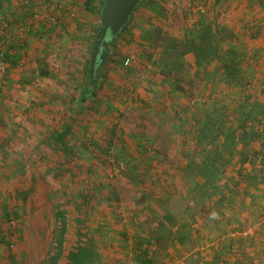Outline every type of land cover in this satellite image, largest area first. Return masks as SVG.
Returning a JSON list of instances; mask_svg holds the SVG:
<instances>
[{
	"label": "rangeland",
	"instance_id": "obj_1",
	"mask_svg": "<svg viewBox=\"0 0 264 264\" xmlns=\"http://www.w3.org/2000/svg\"><path fill=\"white\" fill-rule=\"evenodd\" d=\"M74 1L77 14L73 20L58 22L41 8L49 0H28L37 18L31 19V10L24 8L27 18L20 31L26 34L14 40L10 26L17 25L0 12L9 20L1 40L9 62L6 83L0 87V264H39L54 242L57 212L65 213L67 219L66 246L90 242L97 264H264L263 249L255 250L252 260L244 256L252 241H264V229H257L255 240H247L254 227L242 224L248 220L246 214L228 215L229 223L222 224L216 210L223 202L233 203L219 196L224 184L229 186L237 174L234 159H249V153L239 156L241 139L252 140L254 135L248 101L218 104L213 98L216 93L202 94L211 89L210 79L219 81L221 70L226 82L242 86V55L227 45L228 28L210 22L202 29L186 28L178 38L162 28L144 32L140 22H134L137 12L144 6L150 10L159 6L153 3L151 7L143 0L109 47L96 98L74 110L73 100L89 80L100 0ZM205 33L214 45L210 57L203 52L179 55L184 41ZM25 35L35 47L17 44L11 51L14 41H26L22 40ZM172 45L179 48L169 49L163 69L161 54ZM156 48L159 52L152 59L149 54L156 53ZM144 64L168 76L169 92L186 95L179 105L188 109L183 117L192 109L200 115L190 116L194 122L184 121L185 132H178L173 142L166 133L168 121L160 122L152 115L148 122L139 116V125L134 126L144 133L124 130V119L139 114L133 104L143 89L138 81L147 82L153 75L144 70L147 67L140 70ZM192 98L195 103L189 106ZM256 108L263 113L262 104ZM70 122V132L53 141ZM220 128L225 144L218 152L213 146ZM232 130L238 135L233 136ZM198 132L202 142L197 140ZM134 143L141 146L140 153L130 148ZM124 145L129 152L117 150ZM133 158L139 159L138 165ZM112 161L124 162L125 171L115 176ZM213 163L218 171L210 186L205 181L211 177ZM109 218L116 225L113 234L103 229ZM257 227H261L259 222ZM115 236L124 237L120 242L127 248L126 253L121 252L123 248L116 250L119 256L112 262L99 250L104 249V239Z\"/></svg>",
	"mask_w": 264,
	"mask_h": 264
},
{
	"label": "crops",
	"instance_id": "obj_2",
	"mask_svg": "<svg viewBox=\"0 0 264 264\" xmlns=\"http://www.w3.org/2000/svg\"><path fill=\"white\" fill-rule=\"evenodd\" d=\"M23 1L24 0H0V12H3L2 14H4L8 19L17 25L10 26L9 33L12 35L11 38H13V40L14 38H17L18 35L24 36V34H26V32L23 34L20 31L22 25H25L24 19L27 18V15L24 12L25 5ZM35 1L36 3H39L40 0ZM41 1L45 2V0ZM147 1H149L151 4V7L154 3L158 5L159 8L150 10L148 9V5L144 6L139 12H137L134 22L136 23V21H139L144 32H147L150 27L159 29L162 28L165 29L166 33L178 38L183 36L184 29L186 28L192 27L196 29H202L209 25L210 22H213L218 25L219 28H228L229 37L227 45H232L235 51L242 55V64L240 66V69L243 72L242 74L240 73V75H244L241 82L242 88L235 87L234 85H231L230 82H226V76L222 74L223 70H221L219 73L220 79L218 78L220 82L217 79H210L213 88L211 87L209 90H203L202 94L211 92L212 94L216 93V96L213 98L218 104H226L227 102L230 103V100H236L238 103H242L244 100L248 101V113L249 117L251 118L252 133H254V135L252 140L249 138L248 141L244 142V140L241 139L243 144H240L238 149H240V157H246L248 155L245 154L249 153V159L247 161H241L238 160V158L234 159L233 163L236 165L237 174L232 176L234 182L232 181V183H229V186L232 185L230 186L232 190L227 189L230 187L226 186L228 184H226L223 180V183L225 184L224 188L222 189V194L219 196V198H222V201H227L229 199L234 201L233 203H229V201L228 203L221 202L222 206L219 205L216 210H218L219 214H221L220 220L222 224L223 222L229 223L230 219L228 215L239 216L246 214L248 220L245 223L242 222V224H247L254 227V233L252 236L249 235L247 240H251V238L252 240H255L257 229H264V222L262 223V221H264V110L263 113H260L256 108L261 104L264 107V0ZM40 5L45 12H49V14L56 17L58 22L62 20L71 22L73 20L72 15L74 16L77 14L75 10L77 2L74 0H49L48 5ZM25 37L26 38L22 40L26 41L22 43L14 41V45L11 44L12 46L10 50H16L18 47L17 44H27V46L31 49L34 44L32 45L33 42L31 43V38L28 35H25ZM29 43L31 44L28 45ZM147 45H149L148 42ZM153 50L156 53H150L149 55L152 59H155L159 50L158 48ZM24 51H27V49H24ZM110 53L111 52L109 51L108 57L110 56ZM147 66L149 65L144 64V66H140L139 68L141 70ZM149 68L150 67H147L144 70L147 71L148 69L147 73L148 75L152 73V78H150V80L147 82L138 81V84L142 85L143 89L138 91L136 95V99L138 101L135 100L133 103L135 107L137 106L139 114L134 112L130 118L127 117L124 119V130L127 134H130L132 131L139 134L144 133V130H135L134 126L138 127L140 122L139 116H141L144 122H148L150 121L149 116L152 115L156 116L155 118L158 117L160 122H164V120L168 121V123L165 124L168 127L169 132L166 133L170 135L173 142V140H175V138L178 136V132L181 134L185 132L183 128L185 126L184 121L190 123V121H193L190 116L194 114L193 116L199 118L200 115L199 113L195 112L194 109H192L186 114L185 117H183L182 114L185 110L188 111V109L185 107H179V105H181V102L186 95H182L180 92H175L174 94L169 92L168 88L166 87V83L169 79L160 74L157 68L151 69L153 71H150ZM101 74V72L98 74L99 77L97 76V82L94 84L95 91H97V89L100 87L101 81L99 78L101 77ZM207 86H209V84ZM134 87L133 88L136 89L135 85ZM79 92L80 89L78 90V93ZM185 99L188 101V98ZM92 100L93 98H90L88 102H92ZM78 107H80V105ZM115 108H117V106H115ZM149 112L150 114H147ZM96 114H99L101 117L100 112ZM173 115L174 119L172 118ZM256 122H258L259 125H257ZM161 128H164V126H161ZM106 129L109 130L108 127ZM216 132H218L216 133L217 142L214 143L213 147H217L218 151H221V148L224 147L223 143L225 142V138L223 136L224 132H221V128ZM232 132L233 136H235V134L238 135V133L234 134V130H232ZM112 134L113 130L111 129L110 135ZM198 135L199 132L197 133V140L199 139ZM137 144L139 143H134V145L130 147L135 152L142 150L141 146ZM119 147L121 148L117 147V150L121 151L122 149L126 153L129 152L126 149V145ZM133 160H135L136 165H138L137 162L139 159L133 158ZM246 181H249V183ZM224 189L227 190L224 191ZM120 197L123 199L122 195ZM228 209H230L232 213L226 212ZM109 220L110 222H107V220L105 221V227L103 226V229L110 231V233L113 234L112 229L113 227H116V225L114 222H112L114 219L109 218ZM217 222L219 223V221ZM257 222H259L261 227H257ZM237 223L240 225L239 221L234 222V224ZM122 239L124 240V237H122ZM122 239L120 236H115V238H111L110 240L104 239V242L102 241V247L104 249H100L99 253L101 252L103 257L108 255V261H115V259H117L119 256V252H115L116 250L123 248L124 250H121V252L126 253L127 246L120 242ZM256 242L261 244L256 246ZM260 249H263L262 260H264V241L261 240L252 241L251 249L244 256H246L247 259L252 260L253 256L251 255L256 252L255 250L259 251ZM244 256L237 260H242Z\"/></svg>",
	"mask_w": 264,
	"mask_h": 264
},
{
	"label": "trees",
	"instance_id": "obj_3",
	"mask_svg": "<svg viewBox=\"0 0 264 264\" xmlns=\"http://www.w3.org/2000/svg\"><path fill=\"white\" fill-rule=\"evenodd\" d=\"M96 11H97V14H99L100 1L97 5ZM116 39L112 42V44L115 43ZM184 42H185V45L183 46L184 50L179 55L185 54L186 52H195V53L203 52L206 57H210L212 55V53H210L209 51L212 50V48H214V45L211 43L208 33H205V35L198 34L196 37H193L190 40H186ZM177 48H179L177 45H172L164 49L160 57V61H161L160 63L162 66L164 65V67H162L163 69H165V65H167L168 63L167 52L169 51V49H173L176 51ZM163 62L165 63L163 64ZM224 69L225 70L227 69V64L224 65ZM166 77L168 78V76ZM94 89H95V86L89 87L88 83L85 84V86H83L80 89V92L76 96L75 100H73L74 110H76L79 105L81 107L82 104L88 102L90 98H93V99L95 98L97 93ZM71 115L72 114H68L65 116L71 118ZM71 119L73 122V118ZM71 126H72L71 122L70 124L64 125L63 128L60 130V133L56 136L55 140L53 141H60V139H62L67 133L70 132ZM49 139L52 140V138L50 137ZM198 140L200 142L203 141L201 137H199ZM224 144L225 142L223 143V145ZM214 148L217 149V147H214ZM215 149L213 150L216 151ZM217 151L216 153L219 152ZM212 167L213 168H212L211 177L206 179L205 181V184L210 185V186L211 184H213L212 182L214 181L216 173L218 171V166H216L214 163ZM199 170L202 172L203 167H200ZM59 215H60V218H59ZM66 237H67V219L65 217V213L57 212V222L53 229L54 242H52L51 250L49 251L48 255L43 260H41L39 264H97V262H95L97 253L94 249V246L89 244L90 242L88 244L80 243V244H77L76 246L68 248V246H66L65 244ZM146 264H149V262H147Z\"/></svg>",
	"mask_w": 264,
	"mask_h": 264
},
{
	"label": "water",
	"instance_id": "obj_4",
	"mask_svg": "<svg viewBox=\"0 0 264 264\" xmlns=\"http://www.w3.org/2000/svg\"><path fill=\"white\" fill-rule=\"evenodd\" d=\"M142 0H100L99 27L90 54L89 81L92 87L106 64L109 47L128 24Z\"/></svg>",
	"mask_w": 264,
	"mask_h": 264
},
{
	"label": "built area",
	"instance_id": "obj_5",
	"mask_svg": "<svg viewBox=\"0 0 264 264\" xmlns=\"http://www.w3.org/2000/svg\"><path fill=\"white\" fill-rule=\"evenodd\" d=\"M24 5V8L27 9V10H31V16L30 18L31 19H34V18H37V15H36V8H30L28 7V0H24L23 1ZM2 18V23H1V26H0V87L6 83V77H7V70H8V58H7V50L6 48H4L3 46V42H1L3 38V35H4V32L5 30H7L8 25L9 23L7 21H9L8 19L4 18L3 15H0V20ZM6 20V21H5ZM3 41V40H2ZM128 59H126L125 61V64H128ZM144 77V76H143ZM195 103V99H191V101L189 102V106H192L193 104ZM112 172L113 174L116 176L118 175L119 173L125 171V164L124 162H115V161H112Z\"/></svg>",
	"mask_w": 264,
	"mask_h": 264
}]
</instances>
